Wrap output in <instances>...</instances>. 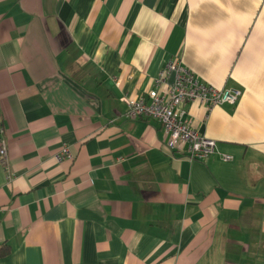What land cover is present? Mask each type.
Listing matches in <instances>:
<instances>
[{
    "label": "crops",
    "instance_id": "crops-1",
    "mask_svg": "<svg viewBox=\"0 0 264 264\" xmlns=\"http://www.w3.org/2000/svg\"><path fill=\"white\" fill-rule=\"evenodd\" d=\"M172 61L204 159L124 116ZM1 143L0 264H264V0H0Z\"/></svg>",
    "mask_w": 264,
    "mask_h": 264
},
{
    "label": "built area",
    "instance_id": "built-area-1",
    "mask_svg": "<svg viewBox=\"0 0 264 264\" xmlns=\"http://www.w3.org/2000/svg\"><path fill=\"white\" fill-rule=\"evenodd\" d=\"M173 75V76H172ZM170 76H172L171 79ZM242 91L237 88H215L200 81L177 61L167 63L154 80V88L135 98H128L124 116L127 118L149 117L159 120L168 136L167 146L190 160L204 159L215 151V141L200 135L189 123L184 108L188 102L198 100L207 109L222 103L235 104ZM70 157L67 147L58 158ZM230 160V155H222ZM5 143L0 144V164L6 165ZM1 210V209H0Z\"/></svg>",
    "mask_w": 264,
    "mask_h": 264
},
{
    "label": "trees",
    "instance_id": "trees-1",
    "mask_svg": "<svg viewBox=\"0 0 264 264\" xmlns=\"http://www.w3.org/2000/svg\"><path fill=\"white\" fill-rule=\"evenodd\" d=\"M8 252V247L5 243L0 245V255H4Z\"/></svg>",
    "mask_w": 264,
    "mask_h": 264
}]
</instances>
